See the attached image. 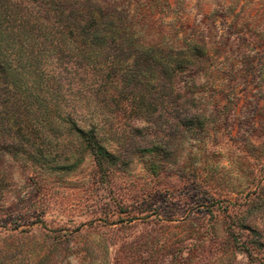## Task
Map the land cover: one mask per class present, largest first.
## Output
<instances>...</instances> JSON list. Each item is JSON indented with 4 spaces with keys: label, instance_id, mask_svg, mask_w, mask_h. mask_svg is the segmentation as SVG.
Instances as JSON below:
<instances>
[{
    "label": "rangeland",
    "instance_id": "obj_1",
    "mask_svg": "<svg viewBox=\"0 0 264 264\" xmlns=\"http://www.w3.org/2000/svg\"><path fill=\"white\" fill-rule=\"evenodd\" d=\"M99 1L200 69L166 99L84 102L103 108L106 172L79 150L56 171L5 153L0 264H264V0Z\"/></svg>",
    "mask_w": 264,
    "mask_h": 264
},
{
    "label": "trees",
    "instance_id": "obj_2",
    "mask_svg": "<svg viewBox=\"0 0 264 264\" xmlns=\"http://www.w3.org/2000/svg\"><path fill=\"white\" fill-rule=\"evenodd\" d=\"M136 11L99 0H0V163L8 153L38 171L69 169L79 150L106 172L116 153L102 144L103 108L86 103L143 102L152 92L166 99L176 72L200 69L184 45L145 42ZM149 107L135 110L146 118ZM65 139L76 151L58 144Z\"/></svg>",
    "mask_w": 264,
    "mask_h": 264
}]
</instances>
